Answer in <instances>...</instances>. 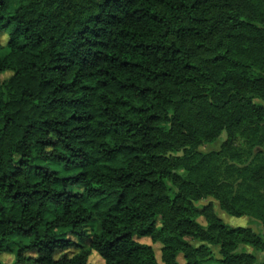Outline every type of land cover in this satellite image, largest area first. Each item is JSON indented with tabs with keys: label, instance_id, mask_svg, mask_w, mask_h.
I'll use <instances>...</instances> for the list:
<instances>
[{
	"label": "trees",
	"instance_id": "obj_1",
	"mask_svg": "<svg viewBox=\"0 0 264 264\" xmlns=\"http://www.w3.org/2000/svg\"><path fill=\"white\" fill-rule=\"evenodd\" d=\"M0 51V254L264 264L197 205L264 234V0H0Z\"/></svg>",
	"mask_w": 264,
	"mask_h": 264
},
{
	"label": "rangeland",
	"instance_id": "obj_2",
	"mask_svg": "<svg viewBox=\"0 0 264 264\" xmlns=\"http://www.w3.org/2000/svg\"><path fill=\"white\" fill-rule=\"evenodd\" d=\"M1 40H2V42H4L6 40V36L2 35ZM3 54H4V52L0 51V56H2ZM10 74H11V72H8V71L7 72H0V87L2 85V81L5 78H7ZM225 137H226V135L222 134L217 140H215L211 144L205 146L204 149L205 150L218 149L219 146L221 145V143L224 141ZM47 163L56 169H60V165H58L56 163H53V162H47ZM208 201H212L213 207H214L216 213L226 224H229L230 226H248V227H251L254 232L259 234L264 239V234L261 230V227L255 220H253L249 217H246V216H241V217L230 216L220 209V207L216 201H214L210 198L199 201L197 203V205L200 206L201 204H205ZM198 220L200 222H203L202 218H199ZM57 232L65 235L67 237L75 239V237L71 236L67 232V229H65V228L57 229ZM28 239L29 238L23 237V236H14L13 237V240H14L13 251L16 249L18 243H20V242L25 243L28 241ZM192 244L197 245V244H199V242L198 241H192ZM154 248L156 250L157 255H159V245L155 244ZM240 248L243 250H246L247 252L252 253L257 262H264V250L255 249L250 245H243ZM211 250L213 252L214 257H219L217 246H211ZM69 252H72V250L70 249ZM89 261L93 264H103L102 260L95 253L90 255ZM13 262H14V253L13 252L9 253V254H7V253L0 254V264H14ZM202 264H215V263L214 262H206V263H202Z\"/></svg>",
	"mask_w": 264,
	"mask_h": 264
}]
</instances>
